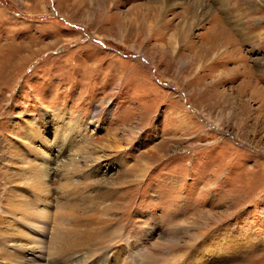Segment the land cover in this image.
<instances>
[{
  "label": "rangeland",
  "instance_id": "374dc122",
  "mask_svg": "<svg viewBox=\"0 0 264 264\" xmlns=\"http://www.w3.org/2000/svg\"><path fill=\"white\" fill-rule=\"evenodd\" d=\"M165 1L0 0V146L81 121L102 264H264V0Z\"/></svg>",
  "mask_w": 264,
  "mask_h": 264
},
{
  "label": "bare ground",
  "instance_id": "6f19581e",
  "mask_svg": "<svg viewBox=\"0 0 264 264\" xmlns=\"http://www.w3.org/2000/svg\"><path fill=\"white\" fill-rule=\"evenodd\" d=\"M165 3L178 6L177 0ZM53 117L23 120V141L0 146V264H102V254L110 255L104 241L112 232L102 215L119 209L102 204V194L116 188H105L98 177L88 180L110 156L93 149L78 129L81 121ZM122 264L140 262L131 257Z\"/></svg>",
  "mask_w": 264,
  "mask_h": 264
}]
</instances>
